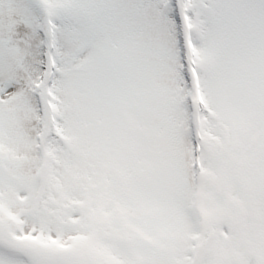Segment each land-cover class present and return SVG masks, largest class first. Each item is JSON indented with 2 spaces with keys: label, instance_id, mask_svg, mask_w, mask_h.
Here are the masks:
<instances>
[{
  "label": "snow or ice",
  "instance_id": "snow-or-ice-1",
  "mask_svg": "<svg viewBox=\"0 0 264 264\" xmlns=\"http://www.w3.org/2000/svg\"><path fill=\"white\" fill-rule=\"evenodd\" d=\"M0 264H264V0H0Z\"/></svg>",
  "mask_w": 264,
  "mask_h": 264
}]
</instances>
